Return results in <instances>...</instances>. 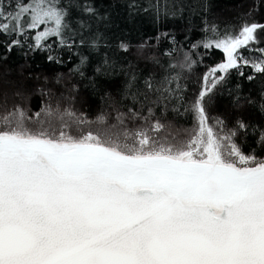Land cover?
<instances>
[{
  "label": "snow or ice",
  "instance_id": "snow-or-ice-1",
  "mask_svg": "<svg viewBox=\"0 0 264 264\" xmlns=\"http://www.w3.org/2000/svg\"><path fill=\"white\" fill-rule=\"evenodd\" d=\"M67 15L56 0H0V36L44 26L36 48L49 37L64 45ZM258 32L264 24H245L205 42L225 56L205 84L245 66L264 74V48L252 47ZM20 44L13 38L7 51ZM210 91L199 93L196 127L178 144L145 130L72 135L47 122L30 127L19 107L0 113V264H264V159L242 153L235 132L215 131Z\"/></svg>",
  "mask_w": 264,
  "mask_h": 264
},
{
  "label": "trees",
  "instance_id": "trees-1",
  "mask_svg": "<svg viewBox=\"0 0 264 264\" xmlns=\"http://www.w3.org/2000/svg\"><path fill=\"white\" fill-rule=\"evenodd\" d=\"M13 2L3 0L5 7ZM56 2L68 13L64 45L49 37L36 48L35 33L44 26L26 37L0 36V113L19 107L30 127L47 122L72 135L145 130L178 144L196 127L192 105L208 87L204 104L215 131L235 132L232 140L242 153L264 159V74L245 66L244 75L236 69L216 73L206 85L205 75L225 56L203 47L245 24H264V0ZM257 35L261 42L252 47L264 48V32ZM13 38L21 44L7 51ZM220 75L225 79L213 88ZM156 122L163 126L159 132L151 130Z\"/></svg>",
  "mask_w": 264,
  "mask_h": 264
},
{
  "label": "rangeland",
  "instance_id": "rangeland-1",
  "mask_svg": "<svg viewBox=\"0 0 264 264\" xmlns=\"http://www.w3.org/2000/svg\"><path fill=\"white\" fill-rule=\"evenodd\" d=\"M210 40H214V39H210ZM210 40H208V41H210ZM207 42V41H206ZM30 121L32 120V119H29ZM35 124H38V123H35Z\"/></svg>",
  "mask_w": 264,
  "mask_h": 264
}]
</instances>
